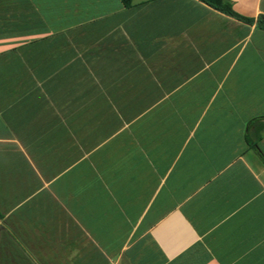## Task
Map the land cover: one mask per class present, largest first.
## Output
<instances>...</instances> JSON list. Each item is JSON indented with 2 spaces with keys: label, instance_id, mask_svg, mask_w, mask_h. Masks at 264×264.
I'll return each instance as SVG.
<instances>
[{
  "label": "crops",
  "instance_id": "0c3cea01",
  "mask_svg": "<svg viewBox=\"0 0 264 264\" xmlns=\"http://www.w3.org/2000/svg\"><path fill=\"white\" fill-rule=\"evenodd\" d=\"M0 0V264H264V0Z\"/></svg>",
  "mask_w": 264,
  "mask_h": 264
},
{
  "label": "trees",
  "instance_id": "16d2710c",
  "mask_svg": "<svg viewBox=\"0 0 264 264\" xmlns=\"http://www.w3.org/2000/svg\"><path fill=\"white\" fill-rule=\"evenodd\" d=\"M199 1L227 16L233 17L238 20L246 21L249 23L254 22V20L245 19L237 15L232 9V4L227 0H199ZM125 3L129 5L130 0H125ZM257 27L259 29L264 30V16L259 17V19L257 20ZM249 129L251 130V133L248 134L246 137L247 144L251 149L257 150V144L261 139V134L264 133V118H257L253 120L250 124Z\"/></svg>",
  "mask_w": 264,
  "mask_h": 264
}]
</instances>
